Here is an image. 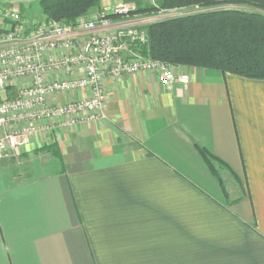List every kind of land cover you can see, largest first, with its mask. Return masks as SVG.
Masks as SVG:
<instances>
[{
	"label": "crops",
	"instance_id": "1",
	"mask_svg": "<svg viewBox=\"0 0 264 264\" xmlns=\"http://www.w3.org/2000/svg\"><path fill=\"white\" fill-rule=\"evenodd\" d=\"M172 72L107 78L104 118L0 159V264H264V79Z\"/></svg>",
	"mask_w": 264,
	"mask_h": 264
},
{
	"label": "built area",
	"instance_id": "2",
	"mask_svg": "<svg viewBox=\"0 0 264 264\" xmlns=\"http://www.w3.org/2000/svg\"><path fill=\"white\" fill-rule=\"evenodd\" d=\"M5 1L0 13L10 24L0 31V159L12 157L38 133L104 118L109 77L159 70L173 79L170 64L142 52L148 43L144 26L153 17L132 16L135 4L97 9L67 23L27 19L18 0ZM178 80L187 84L191 74L181 73Z\"/></svg>",
	"mask_w": 264,
	"mask_h": 264
},
{
	"label": "trees",
	"instance_id": "3",
	"mask_svg": "<svg viewBox=\"0 0 264 264\" xmlns=\"http://www.w3.org/2000/svg\"><path fill=\"white\" fill-rule=\"evenodd\" d=\"M133 2L131 15L151 16L165 9L189 6L200 11L150 22L142 52L174 66L202 67L247 78L264 79V0H155ZM46 18L73 23L102 0H39ZM229 5L227 8H215ZM243 6L245 8H240ZM114 20L120 16L112 15ZM1 31V29H0ZM211 172L221 180L214 157L197 146Z\"/></svg>",
	"mask_w": 264,
	"mask_h": 264
},
{
	"label": "rangeland",
	"instance_id": "4",
	"mask_svg": "<svg viewBox=\"0 0 264 264\" xmlns=\"http://www.w3.org/2000/svg\"><path fill=\"white\" fill-rule=\"evenodd\" d=\"M38 1L35 0V2H33L32 5H30L29 8H27L29 13L31 14V16H33V17L36 16L34 18L35 20L39 19L38 18L39 15L42 16ZM142 1L146 2V3H151V4L153 3V0H142ZM119 3L133 4V2H126L125 0H102V3H101L100 6L94 7L90 11H95V10L101 9V8H110V7H113V6H115V5L119 4ZM213 7L221 9V8H227V7H229V5H217V6H213ZM238 7L247 9L246 7H243V6H238ZM198 8H199V6L196 5V6L175 8V9H165V10H162L158 14H155V15H151V16L138 15V16H139V18H142V19L143 18L153 17L150 20V22H154V21H158V20L167 19V18H170V17H176V16H179V15L194 13V10H197ZM202 8L203 7H201V9ZM26 18H27V16H26ZM30 20H32V19H30ZM173 67H178V66L171 65L169 70L172 71ZM24 124L26 125V123H24Z\"/></svg>",
	"mask_w": 264,
	"mask_h": 264
}]
</instances>
